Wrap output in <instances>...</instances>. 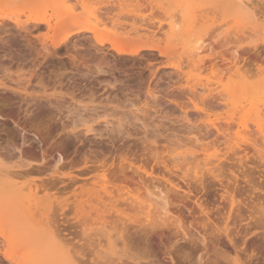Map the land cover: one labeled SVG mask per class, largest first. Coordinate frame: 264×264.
<instances>
[{
  "label": "rangeland",
  "instance_id": "obj_1",
  "mask_svg": "<svg viewBox=\"0 0 264 264\" xmlns=\"http://www.w3.org/2000/svg\"><path fill=\"white\" fill-rule=\"evenodd\" d=\"M61 1L0 0V176L4 169L22 173L21 178L10 179L17 188L14 195L0 177V203L10 207L9 214L0 217V264H61L59 253L63 259L64 254L69 256L74 264H225L222 255L231 253L223 244L227 240L211 228L203 229L202 220L206 219L196 201L203 194L200 201L206 202L211 220L222 227L223 214L231 210V205L221 198L220 181L228 186L237 206L228 221L233 232L248 224L250 210H264V148L258 146H264V138L256 132L255 125L257 110L264 113V0H242L245 10L236 0H84L88 12L97 11L106 24L100 28L98 40L89 31L92 25L83 6H78V19L67 20L58 8ZM118 1L123 7L118 6ZM189 11L193 27L187 26V30L189 22L182 14ZM17 14L22 16L20 26L13 20ZM173 14L181 24L178 33L185 32L182 37H174L169 31L167 18ZM31 18H50L51 28L44 22L28 21ZM161 27L164 30L156 38L143 35L157 28L158 32ZM189 30L198 37L208 34L206 40L212 47L211 54L203 57L206 63L196 64H202L200 69L189 67L183 57L191 37ZM232 35L235 39L238 35V39ZM226 36L237 44L230 43ZM234 51L240 55L243 80L228 79L229 62L224 60L231 58ZM179 63L183 71L175 68ZM218 75L228 77L223 79V88L233 102L229 106L218 91L212 95L200 91V82L213 81ZM187 79L191 80L189 85ZM233 115L236 121L230 131L224 129L226 137L210 127L211 121H218L226 128ZM263 116L259 118L262 123ZM241 121L250 133L247 130L244 138H237L241 130L237 123ZM90 127L94 129L89 133ZM185 142L193 147L183 149L180 144ZM202 145L211 146L209 149L216 146L209 153L216 154L213 162L219 159L215 165L203 167L205 170L201 167L198 178L205 187L194 174L191 177V172H183L179 166L173 168L174 162L182 164L187 155L188 159L194 155L202 162ZM61 156L60 165L54 166ZM144 174L149 181L154 177L156 186L161 183L164 187L172 178L184 190L188 187L181 177H187L193 197L188 199L180 195L182 190H177L172 197L170 194L168 209L181 214V226L194 238L199 239L198 231L206 233L204 243L197 240L198 244H194L189 237L184 238L178 225L150 227L146 219H141L145 216L135 211L139 210L136 203L129 204L137 195L140 200L148 198L139 180ZM104 179L113 183L108 184L113 199L106 198L105 204L102 200L93 202ZM147 187L153 191L149 183ZM30 190L38 192V204L33 209L24 200ZM96 210L101 213L96 214ZM111 214L112 219L108 217ZM100 215L105 217L109 231L99 229ZM44 230L50 233L49 240H44ZM98 231L102 234L95 236ZM261 233L258 229L255 235L242 240V234L237 239L240 249H245L240 257L244 256L246 264H264V249L259 248L264 246L259 241ZM252 240H258L254 247ZM50 249L55 254L60 252L54 255L48 253Z\"/></svg>",
  "mask_w": 264,
  "mask_h": 264
},
{
  "label": "bare ground",
  "instance_id": "obj_2",
  "mask_svg": "<svg viewBox=\"0 0 264 264\" xmlns=\"http://www.w3.org/2000/svg\"><path fill=\"white\" fill-rule=\"evenodd\" d=\"M234 1V0H233ZM114 2V1H113ZM112 2V3H113ZM236 2H237V4L239 3V5H241V7H242V9L244 8V5H242V0H236ZM235 4V3H234ZM79 5H82L83 6V8L86 10L84 13L85 14H87L88 13V20H89V22L91 23V27H90V29H89V31H91L93 34H94V36L96 37V39L98 40V38H99V30H100V28L102 27V26H104V25H106L105 23H104V20L102 19V16L101 15H98L99 13L97 12V11H92V12H88V10H87V6H86V4H85V1L84 0H62L61 1V4L59 5V10H62V12L64 13V16H65V19H78L80 16L78 15V14H76V12H77V10H78V6ZM236 5V4H235ZM118 6L119 7H123V5L122 4H120V1H118ZM232 7H234V5L232 6ZM246 7V6H245ZM80 8V7H79ZM109 8V7H108ZM118 8V7H117ZM102 9H103V7H102ZM105 9V8H104ZM116 9V8H115ZM182 9V8H181ZM246 8H244L243 10H245ZM109 10V9H108ZM110 12V11H109ZM108 12V13H109ZM182 12H184V11H182ZM111 13V12H110ZM109 13V14H110ZM113 13V12H112ZM83 14V13H82ZM84 14V15H85ZM107 14V13H106ZM103 15H105V14H103ZM176 15H179V14H176ZM182 15H184V17H185V19H186V21L185 22H189V23H187V25H186V27L187 26H192L193 27V16H192V12L191 11H189L187 14H186V12H185V14H182ZM11 17V16H10ZM12 18V17H11ZM86 18V17H85ZM107 18V17H106ZM176 18H178V16L176 17L174 14L173 15H170L169 16V18H167L168 20H169V23H168V27H169V31H170V33L172 34V36L174 35V37L176 36V37H180L181 36V34H185V32L184 33H178L179 32V29H181V24L179 23V22H177V20H176ZM50 19V18H49ZM48 18H46V19H44V20H38V19H29L28 21H30V20H33L36 24H38V23H41V22H44L49 28H51V23H52V19L51 20H49ZM84 19V18H83ZM134 19V18H133ZM13 20H14V22L18 25V26H20L22 23V16L21 15H13ZM135 21V20H134ZM179 21V20H178ZM255 21V20H254ZM86 22V21H85ZM181 22V21H180ZM207 22V21H206ZM34 23V24H35ZM137 23V22H136ZM189 24V25H188ZM199 24V23H198ZM147 25V24H146ZM23 26V25H22ZM25 26V25H24ZM24 26H23V28H24ZM225 25H223L222 27H224ZM227 26V25H226ZM109 27V26H108ZM200 27V26H199ZM19 28V27H18ZM25 28H26V26H25ZM164 28V27H163ZM162 27L160 28V30L158 31V32H156V30L158 29H154V30H152V31H144V36H149V37H152V38H156L157 37V35L160 33V32H163V29ZM182 28H184V27H182ZM197 28V27H196ZM195 28V29H196ZM188 29H190V28H188L187 27V30ZM211 29V28H210ZM217 29V28H216ZM191 30L193 31V29L191 28ZM192 31H190L189 30V34H188V37H189V35H191V37H189L188 38V42H187V44H186V50L184 51V55H183V57L184 58H186L185 59V62H187V64H188V66L190 67H197V65L199 64V62H202V61H204V64L206 63L205 62V58H203L205 55L207 56L210 52H211V49H212V47H211V45L207 42L208 40H206L207 38H206V36L208 35L207 33V35L205 36V37H203L202 35V37L201 36H194L195 34L192 32ZM207 31H209V29L207 30ZM244 31V30H243ZM137 32V34H141L140 33V31H136ZM191 32V33H190ZM203 35H204V33H203V31L201 32ZM243 33H245V31L243 32ZM246 33H247V31H246ZM200 34V33H199ZM221 34H223V33H221ZM248 34H249V31H248ZM247 34V35H248ZM142 35V36H143ZM166 35H167V33H166ZM180 35V36H179ZM220 35V34H219ZM226 35V34H225ZM230 35V34H229ZM250 36L249 37H251L252 35L251 34H249ZM143 36V37H144ZM162 36V35H161ZM234 35H232V37H233ZM237 36V37H236ZM235 37H236V39L235 40H237L238 39V35H236ZM182 37V36H181ZM225 37V36H224ZM226 37H228V39L229 40H231L230 38H231V36H230V38H229V36H226ZM205 38V39H204ZM210 38V37H209ZM216 38V37H215ZM223 38V37H222ZM243 38V37H242ZM252 38H254V37H252ZM174 39V38H173ZM181 40H182V38H180ZM179 39V40H180ZM227 39V40H228ZM244 39H246V38H243V40ZM180 40V41H181ZM211 39H209V41H210ZM247 40V39H246ZM183 41V40H182ZM241 41V40H240ZM101 42V44H103L104 42H102V41H100ZM173 41L171 40V43H172ZM230 43H232V40L231 41H229ZM228 42V43H229ZM238 42V41H237ZM244 42V41H243ZM233 43H235V41L233 40ZM232 43V44H233ZM235 44H237V43H235ZM250 44V43H249ZM57 45H59L58 43H57ZM229 45V44H228ZM217 46V45H216ZM234 47V46H233ZM217 48V47H216ZM215 49V48H214ZM236 50V49H235ZM241 50V49H240ZM210 51V52H209ZM233 51V50H232ZM239 51V50H238ZM244 51H246V50H244ZM119 52L120 53H125V52H129V51H120L119 50ZM212 52H215V51H212ZM216 52H217V50H216ZM135 53H139L138 51H136L135 50ZM226 53V52H225ZM234 53L236 54L237 53V51H234ZM234 53H233V55L232 56H230L231 58H228V57H226V58H228V60L226 59V60H224V59H222V60H224V61H228L229 63H226V70L228 71V73H229V78L226 76V77H224V78H228V79H230V77L231 78H241V80H243L242 79V75L240 74V72H241V69H240V67H239V65H240V55H238V54H236V55H234ZM211 54V53H210ZM222 55V54H221ZM228 55V54H227ZM239 57H238V56ZM186 56V57H185ZM223 56V55H222ZM182 57V58H183ZM216 57V56H215ZM218 57V56H217ZM220 57V56H219ZM225 58V57H224ZM242 58V57H241ZM203 59V60H202ZM224 61H222V63L224 62ZM182 62V61H181ZM217 63V62H216ZM221 63V62H220ZM184 64V63H183ZM197 64V65H196ZM215 65H218V64H215ZM223 65V64H222ZM185 66V65H184ZM187 66V67H188ZM200 67H197L198 69H200L201 68V66H202V64L201 65H199ZM175 68L176 69H180V71H183V67H182V64L181 63H179V64H177V65H175ZM185 68V67H184ZM194 68V69H195ZM220 78H219V77ZM217 77L216 76H214L215 77V79L213 80V81H209V82H206V83H203V82H196V83H199V88H201V93H209V94H213L214 92H217L218 91V94H219V97L222 99V101H225V105L226 106H229V105H231V104H233V102L232 103H230V101H229V99H230V95H229V93H225L226 94V96H225V94H224V85H223V82H224V78L222 77L221 78V76L222 75H218ZM247 77V76H246ZM235 78V79H236ZM244 78V77H243ZM250 78H251V76H250ZM250 78H248V79H250ZM224 79V80H223ZM234 79V80H235ZM252 79V78H251ZM188 80V79H187ZM193 80V79H192ZM5 81V80H4ZM188 81H190L189 83H188V85L191 83V80H188ZM202 81V80H201ZM6 83V82H5ZM7 84V83H6ZM19 84V83H18ZM4 85V84H3ZM195 87V86H194ZM196 88V87H195ZM220 88H222L223 89V91H220V90H222V89H220ZM18 89V88H17ZM21 90V89H20ZM220 91V92H219ZM240 91V90H239ZM264 91V90H263ZM196 92V91H195ZM224 95V96H223ZM215 98L217 97V96H214ZM218 97V98H219ZM209 98V97H208ZM219 98V99H220ZM242 98V97H241ZM219 99H217L216 98V100H219ZM220 99V100H221ZM214 100V99H213ZM243 99H241V101H242ZM261 101V100H260ZM259 105V104H258ZM222 107H223V105H222ZM240 107V106H239ZM262 107V106H261ZM256 110V109H255ZM258 112H257V114H258V119L261 117V115L263 116L264 115V113L262 112V111H260V109H258L257 110ZM261 112H262V114H261ZM206 114V113H205ZM208 115V114H207ZM235 115V114H234ZM231 116L230 118H229V121H228V126L226 127V128H223L222 126L223 125H220L219 123L220 122H212L211 121V125H210V127L212 126L217 132H225L226 133V131L225 130H228V131H230L231 130V128L233 127V125L235 124L234 122L236 121V118H235V116ZM253 116V115H252ZM251 116V117H252ZM250 117V118H251ZM264 117V116H263ZM208 119V118H207ZM257 119V122H256V127H257V130H256V132L258 131V133L259 134H261L262 135V138H264V123H262V120H260V119H262V118H260L259 120ZM216 121V120H215ZM256 121V120H255ZM243 121H241V122H239V123H237L238 124V126H239V128L241 129V130H239V132L237 133V138H239V137H245V132L249 129L248 128V126L247 125H245V124H243L242 123ZM245 123V122H244ZM252 126V125H251ZM243 128V129H242ZM94 129V128H93ZM93 129H91V127H90V129H88L87 128V132H91ZM225 129V130H224ZM215 131V132H216ZM89 132V133H90ZM224 132H223V135H221L222 137L223 136H225V134H224ZM248 133H250L249 132V130L247 131ZM228 134H229V132H228ZM253 134V133H252ZM218 135H220V134H218ZM256 134H254V136H255ZM258 136H260V135H258ZM219 137V136H218ZM226 137V136H225ZM248 137V136H247ZM261 137V136H260ZM228 138V137H227ZM248 138H250V137H248ZM233 140V139H232ZM240 140V139H239ZM262 140V139H261ZM264 140V139H263ZM183 142V141H182ZM224 142H226V141H224ZM238 142V141H237ZM240 142V141H239ZM191 143H193V142H191ZM222 143V142H221ZM226 143H228V142H226ZM225 143V144H226ZM231 143V142H230ZM248 144V143H247ZM257 144H260V143H257ZM256 144V145H257ZM183 145V146H182ZM189 145V144H188ZM187 145V143L185 142V144H180V146H182L183 147V149H184V146H186L185 148H187V147H189V146H192L191 144L188 146ZM195 145V144H194ZM197 145H199V144H197ZM251 145V144H250ZM262 145V146H261ZM261 145H258L259 147H263L264 148V146H263V144H261ZM177 146H178V144H177ZM179 146V147H180ZM205 145H202L201 146V149H202V151H203V156H204V158H203V160H202V162H203V164H202V162H199V159L200 158H198V157H195L194 155H192V159L190 160V159H188L187 158V152H186V157L184 156H182L183 158L182 159H184L183 160V162H182V164L180 163V161L178 162L177 160V157H174V159L173 160H176L177 162H174V165H173V163H172V165H173V168L174 167H176V166H179L180 167V169H183L182 171L184 172V170H186L187 172H191L190 173V175L191 174H194V177L195 178H197V182H199L202 186H204L203 184V181H202V178H198V176H199V174L201 173V169L203 168V167H207V166H209V165H212V164H214L215 165V163L214 162H216V160H214V162H213V158L212 157H214L215 158V156H216V154H210L209 153V151L211 150L212 151V149H213V147H216V146H212V149H209V148H206L207 146H209V145H207L206 147H204ZM228 146V145H227ZM239 146V145H238ZM254 146H255V143H254ZM176 147V146H175ZM182 147H180V148H182ZM193 147V146H192ZM194 147H197V146H194ZM249 147V146H248ZM251 147V146H250ZM171 149V148H170ZM198 149V148H197ZM225 149H227V148H225ZM246 150H247V148H245ZM238 150V149H237ZM259 150V149H258ZM169 151H171V150H169ZM226 151V150H225ZM260 151V150H259ZM221 152V151H220ZM223 152V151H222ZM222 152H221V154H222ZM233 152V151H232ZM172 153V152H171ZM182 153V152H181ZM236 153V152H235ZM237 153L238 154H240V152H238L237 151ZM243 153H244V151H243ZM185 154V153H184ZM226 155V154H228V153H226V152H224L223 153V155ZM233 154V153H232ZM168 155H170L169 153H168ZM167 155V156H168ZM218 155V154H217ZM222 155V156H223ZM229 155V154H228ZM235 155V154H234ZM237 155V154H236ZM171 156V155H170ZM181 156V155H180ZM194 156V157H193ZM219 156V155H218ZM221 156V157H222ZM172 157V156H171ZM170 157V158H171ZM190 157H191V155H190ZM226 157V156H225ZM234 157V156H233ZM179 158V157H178ZM181 158V157H180ZM220 158V157H219ZM231 158V157H230ZM263 158V157H262ZM165 159V158H164ZM169 159V158H168ZM232 159V158H231ZM219 160V159H218ZM217 160V161H218ZM228 160V159H227ZM1 161V160H0ZM62 161V156L59 158V160L57 161V163L56 164H54V166H57V164H59L60 162ZM166 161V160H165ZM201 161V160H200ZM230 161V160H229ZM237 161V160H236ZM236 161H234V162H236ZM225 162V161H224ZM223 162V163H224ZM231 162H233V159L231 160ZM238 162V161H237ZM244 163V162H243ZM243 163H242V165H243ZM250 163V162H249ZM159 164V163H158ZM157 164V165H158ZM164 164V163H163ZM221 164V163H220ZM246 164V163H245ZM20 165V164H19ZM22 165H24V164H22L21 163V167H25V165L24 166H22ZM27 165V164H26ZM60 165V164H59ZM58 165V166H59ZM160 165V164H159ZM171 165V164H170ZM218 165V164H217ZM15 166V165H14ZM28 166V165H27ZM51 166V165H50ZM53 166V167H54ZM169 166V165H168ZM191 166V167H190ZM241 166V165H240ZM6 167V166H5ZM17 167V166H16ZM19 167V166H18ZM52 166H51V169H55V168H53ZM130 167H132V166H130ZM188 167V168H187ZM202 167V168H201ZM229 167H230V165H229ZM13 169H15L14 167H12ZM133 168V167H132ZM165 168V167H164ZM171 168V167H170ZM185 168V169H184ZM187 168V169H186ZM217 168H220V166L219 167H217ZM217 168H216V170H217ZM222 168V167H221ZM226 168V167H225ZM11 169V168H10ZM20 169V168H19ZM177 169H178V167H177ZM211 169H215V168H211ZM243 169V168H242ZM247 169V168H246ZM2 170H3V168H2ZM8 171H5V169H4V172L2 173V175L0 176V177H2L3 178V181H4V184H5V186H6V188H7V190L9 191V193H11L12 195H14L15 194V191L17 190V188L15 187V185L14 184H12L11 183V180L12 179H15V178H21V177H19V176H22V173L21 174H19V172H18V174L16 173V172H12L11 170H9V169H7ZM163 170V169H162ZM166 170V169H165ZM172 170V169H171ZM203 170H205L204 168H203ZM240 170V169H239ZM28 171V170H27ZM169 171V170H168ZM179 171H181V170H179ZM206 171H207V169H206ZM206 171H204V174H206L205 172ZM211 171V170H210ZM221 171V170H220ZM245 171V170H244ZM1 172V171H0ZM29 172V171H28ZM163 172V171H162ZM165 172V171H164ZM170 172V171H169ZM168 172V174H170ZM172 172H174V173H176L175 171H172ZM178 172V171H177ZM208 172V171H207ZM214 172H217V171H215L214 170ZM246 172V171H245ZM25 173H27L26 171H25ZM151 173H152V171H151ZM155 173V172H154ZM161 173V172H160ZM180 173V172H179ZM213 173V172H212ZM28 174V173H27ZM162 174V173H161ZM167 174V173H166ZM172 174V173H171ZM184 174H186V175H188L187 173H184ZM208 174V173H207ZM217 174V173H216ZM218 174H221L219 171H218ZM217 174V175H218ZM223 174V173H222ZM222 174H221V176H222ZM154 175H156V174H154ZM179 176L181 175V174H178ZM150 176V175H149ZM158 176H160V175H158ZM209 176H210V174H209ZM231 176V175H230ZM230 176H226V177H230ZM246 176H247V174H246ZM143 177H146L145 176V174L139 179L140 180V182H138V183H140V184H142V185H145V187H146V190H147V193H148V198L146 199V200H140V198L138 197V195H137V197H136V199H132L131 201H129V202H131V204H129L130 206L131 205H133V204H135L136 203V208H138L139 210H135V211H139V213L140 214H142V215H144L145 217H143V218H141L142 220L143 219H146V221L147 222H149L150 223V227L151 226H153L154 227V225L157 227V226H160V227H170V224H173V225H178L179 226V228L180 229H182V231H183V233H184V235H183V237L185 238V237H189L190 238V240H192L193 241V243L194 244H196L197 243V240L198 241H200V242H205L206 240H207V237H206V233H201V232H199L198 231V233H197V235L199 234L200 235V237H199V239L197 238V236H196V238H194L195 236H194V234H192L191 232L189 233V232H187L186 230H184L183 229V226H181V222H182V220H181V218L179 217V215L181 216V214H176V213H172V211L171 210H169L168 209V205L170 204V194H171V197H172V193L173 194H175L176 192H177V190L179 191V190H182L184 193H181L180 195H182V194H185L186 196H184V197H186V198H188L189 199V197H190V195L191 194H193V191L191 190V188H190V181L188 182L187 180H186V176L185 175H183V177H181V179L183 180V183H186V186L188 187V189L187 190H184L182 187H180V184H175L170 178L169 179H167L166 180V183H164V184H167L166 186H164V187H162V184L160 183L159 185H161V187H159V185L158 186H156L155 185V183H157V182H153L154 181V177L153 178H150V177H147V178H150V181H149V179H146V178H143ZM152 177V176H151ZM165 177V176H164ZM191 177L192 178H194L192 175H191ZM205 177V176H204ZM211 177V176H210ZM218 177H220V175H218ZM224 177V176H223ZM235 177V178H234ZM232 179L233 180H235L236 181V183H238V179H237V176H234ZM105 178V177H104ZM160 178V177H159ZM166 178V177H165ZM164 178V179H165ZM188 178H189V176H188ZM212 178V177H211ZM217 178V177H216ZM11 179V180H10ZM190 179V178H189ZM72 180V179H71ZM124 180V179H123ZM123 180H122V182H123ZM161 180V179H160ZM171 180V181H170ZM196 180V179H195ZM215 180V179H214ZM75 181H77V180H75ZM114 181H115V179H114ZM116 181H118V179H116ZM120 181V180H119ZM157 181V180H156ZM163 181V180H162ZM235 181H233V182H235ZM71 182V181H70ZM121 182V183H122ZM196 182V183H197ZM221 182V188H223V194L221 195V198H222V200L224 201H229L230 202V205H231V207H230V209L231 210H227L224 214H223V219H222V227L219 225V224H216L213 220H211V214H210V211L208 210L209 209V207H207V204H206V202L204 203V201H200V200H202L201 199V196H203V194L200 196V199L199 200H197L196 201V203H197V205H198V208H199V212L203 215V219H204V217H205V219L206 220H202V222L203 221H205V223L203 222V229H205L206 230V228H211L212 230H213V232L216 234H218V237H224V238H226V240H227V243L226 242H224L223 244H225L224 245V247L225 248H227V250H229V252L231 251V253L232 252H235V256H234V254H233V256L231 255V253H226L225 251H224V253H226V254H223L222 256H223V261H225V264H246L245 262H243V260H242V258L244 257V256H242V258L240 257V252H241V254L244 252V254H245V249H244V251L243 250H241L240 248V246H239V244L240 243H238V240H240V239H238V237L239 236H241L242 234H244V235H242L243 236V238H242V240H244V238L246 239L247 237H249L250 235H252V234H254V233H256L257 232V230L259 229V230H262V233H261V239L259 240L260 241V243L262 242V244L264 245V210H250V215H249V218H248V220H249V222H248V224H246L244 227L242 226H240L241 227V229H238V228H236L235 229V232H233L231 229H230V224H229V220L233 217L232 215H233V212H235L236 211V207L237 206H234L235 205V199H234V197H233V194L229 191V188H228V186H225L223 183H222V181H220ZM99 183V182H98ZM148 183H149V186H153L154 188H153V191H151L148 187H147V185H148ZM236 183H234L235 185H236ZM100 188L102 189L101 191L99 190L98 191V196L96 195V193L94 194L97 198L96 199H92V201L94 200H99V201H101L102 200V203H104L105 204V202H106V198H109L110 200L111 199H113L112 197H113V192H111L110 190H111V187H109V185L108 184H113V183H108V181L106 180V179H104L103 181H101L100 182ZM151 184V185H150ZM163 184V185H164ZM194 184V183H193ZM199 184V185H200ZM206 184V183H205ZM231 184V183H230ZM114 185H115V183H114ZM114 185H112V188H113V186ZM197 185V184H196ZM233 185V184H232ZM239 185V184H238ZM127 186V185H126ZM129 186V185H128ZM182 186V185H181ZM185 186V185H184ZM109 187V188H108ZM125 187V186H124ZM123 187V188H124ZM205 187V186H204ZM207 187V186H206ZM27 188V187H26ZM162 188V189H161ZM197 188V187H196ZM196 188H195V191H196ZM99 189V188H98ZM110 189V190H109ZM203 189V188H202ZM20 190V189H19ZM26 190H28V189H26ZM32 190H34V188L32 189ZM32 190H30L29 192H28V195L26 196V198L24 199L25 200V203H26V205H27V207L28 208H34L38 203H37V200H38V198H37V196H38V192H36V193H32ZM155 190H158V191H155ZM198 190V189H197ZM200 190V189H199ZM22 191V190H21ZM37 191H38V189H37ZM121 191V190H120ZM201 191V190H200ZM180 192V191H179ZM202 192V191H201ZM200 192V193H201ZM178 193V192H177ZM200 193H199V195H200ZM104 194V195H103ZM121 194V193H120ZM126 194V193H125ZM124 194V195H125ZM196 194H198V193H196ZM195 194V195H196ZM105 196V197H102V196ZM122 195V194H121ZM127 195H129V194H127ZM79 196V195H78ZM77 196V197H78ZM81 196V195H80ZM79 196V197H80ZM86 196V194L84 195V197ZM118 196V195H117ZM131 196V195H130ZM129 196V197H130ZM191 197H193L192 195H191ZM190 197V198H191ZM195 197V196H194ZM181 198V197H180ZM185 198V199H186ZM198 198V197H197ZM79 199V198H78ZM127 199V198H126ZM129 199V198H128ZM130 199H131V197H130ZM195 199V198H194ZM104 200V201H103ZM93 201V202H94ZM127 201V200H126ZM92 202V203H93ZM120 202H121V200H120ZM128 202V201H127ZM126 202V203H127ZM128 202V203H129ZM42 203H44L43 201H42ZM88 203H90L89 201H88ZM102 203H100L99 205H100V207L102 208L103 206H101L102 205ZM6 203H0V217H2V216H5L6 214H9V212H10V207H9V205H5ZM103 204V205H104ZM107 204V203H106ZM120 204V203H119ZM119 204H117V205H119ZM55 205V204H54ZM121 205H123V204H121ZM124 205H125V203H124ZM85 206V205H84ZM113 206V205H112ZM128 206V205H127ZM239 206V205H238ZM71 207H72V205H71ZM88 207V206H87ZM121 207V206H120ZM233 207L235 208L234 210H233ZM241 207V206H240ZM240 207H238V208H240ZM101 208H100V210H101ZM114 208H116V205L114 206ZM136 208H134V209H136ZM238 208H237V212H238ZM74 209V208H73ZM88 209V208H87ZM99 209V208H98ZM228 209V208H227ZM42 210V209H41ZM100 210L99 211H95V213L96 214H98L99 215V213H101V212H103L102 210H101V212H100ZM105 211V210H104ZM108 211L109 210H106V212L108 213ZM110 211H112V210H110ZM115 211V210H114ZM239 211H241V210H239ZM104 213L105 215L107 214V213ZM113 213V212H112ZM190 213V212H189ZM240 213V212H239ZM238 213V214H239ZM103 214V213H102ZM103 214V215H104ZM109 214V213H108ZM241 214V213H240ZM239 214V215H240ZM103 215H100L99 216V223H97V224H99L100 226H101V228H99V229H101V230H104V229H106V226H105V223H107L106 222V219H105V215L103 216ZM112 215L113 214H111L110 216H108V217H110L111 219H112ZM120 215V214H119ZM238 215V218L240 217ZM121 216V215H120ZM130 216V215H129ZM133 216V215H132ZM172 216H176V217H172ZM108 217H106V218H108ZM116 216H113V218H115ZM122 217V216H121ZM200 217H201V215H200ZM109 218V219H110ZM91 219V218H90ZM119 220V218H116L115 220ZM123 220H125V221H127L128 219H124V218H122ZM88 220V219H87ZM108 220V219H107ZM121 220V219H120ZM135 220V219H134ZM136 220H137V218H136ZM241 221H244V220H242V219H240ZM89 221V220H88ZM112 221V220H111ZM124 221V222H125ZM139 221V220H138ZM137 221V222H138ZM90 222V221H89ZM114 222H116V221H114ZM119 222H121V221H119ZM144 222V221H143ZM112 223V222H111ZM118 223V221L115 223V224H117ZM141 223V222H140ZM96 224V225H97ZM134 224V223H133ZM138 224H139V222H138ZM152 224V225H151ZM95 225V224H94ZM219 225V226H218ZM118 226V225H117ZM108 227V226H107ZM111 227H113V226H110V228ZM147 227V226H146ZM109 228V227H108ZM127 228V227H126ZM147 228H149V227H147ZM242 228L244 229V231H242ZM95 229H97L98 230V228H96L95 227ZM123 229V228H122ZM151 229V228H150ZM2 230V229H1ZM101 230H99V231H101ZM106 230H108V229H106ZM106 230H104V232L106 231ZM196 230V229H195ZM205 230H204V232H205ZM94 231H96V230H94ZM99 231H98V233H96L95 234V236H97V234H102V232L101 233H99ZM109 231V230H108ZM115 232H117V231H115ZM207 232V231H206ZM242 232H244V233H242ZM44 233H46V234H44V235H46V236H44V240L46 241L47 239H48V235H50V233L47 231V230H44ZM242 233V234H241ZM208 234V233H207ZM260 234V233H259ZM117 235H118V233H117ZM255 235V234H254ZM257 235H258V233H257ZM53 236V235H52ZM108 236H110L111 237V235H108ZM54 237V236H53ZM57 237V236H56ZM112 238V237H111ZM220 238H218L219 240H222V239H220ZM241 238V237H240ZM50 239V238H49ZM48 239V240H49ZM54 239H56V241H58L57 240V238H55L54 237ZM113 239V238H112ZM238 239V240H237ZM253 239V238H252ZM255 239H258L257 237L256 238H254V240ZM241 240V241H242ZM112 241V240H111ZM240 241V242H241ZM253 241V240H252ZM50 242V241H49ZM244 242V241H243ZM258 242V240L256 241V242H254L253 241V245H252V247H254V245L256 244ZM53 243V242H52ZM57 243H59V242H57ZM242 243V242H241ZM114 244V243H113ZM193 244V245H194ZM198 244V243H197ZM262 244H260V245H262ZM60 245V244H59ZM109 245V244H108ZM241 246H243L242 244H241ZM115 247H116V245H115ZM256 247V246H255ZM264 247V246H263ZM261 248V247H259L261 250L262 249H264V248ZM51 249H53V248H51ZM50 249V251H52V252H48V253H53L54 251L53 250H51ZM255 249V248H254ZM122 250V249H121ZM226 250V249H225ZM226 250V251H227ZM58 252H60V250L59 251H57V253L56 254H58ZM122 252V251H121ZM120 252V253H121ZM217 252V251H216ZM216 252H215V254H216ZM246 252H248V250H246ZM250 252V251H249ZM248 252V253H249ZM253 252V251H252ZM263 252V251H262ZM248 253H246V255H248ZM54 255H56L55 254V252L53 253ZM69 254V253H68ZM131 254V253H130ZM129 254V255H130ZM250 254V253H249ZM59 256V261H60V259L62 260L60 263L61 264H74V262L72 261V259L69 257V256H67L66 254H64V256H65V258L66 259H63V257L60 255V253L58 254ZM118 255H119V253H118ZM126 255V254H125ZM219 256H221L220 254H219ZM221 256V257H222ZM249 256V255H248ZM247 256V257H248ZM262 256V255H261ZM126 257V256H125ZM134 257V256H133ZM251 256H249V258H250ZM15 258V257H14ZM129 258V257H128ZM127 258V259H128ZM132 259V258H131ZM247 259V258H246ZM252 259V258H251ZM107 260V259H106ZM122 260V259H121ZM220 260V259H219ZM12 261V260H11ZM140 261V260H139ZM138 261V262H139ZM137 262V263H138ZM206 262V261H205ZM204 262V263H205ZM217 262V261H216ZM216 262H215V264H216ZM221 262V261H220ZM249 262V261H248ZM108 263H110V262H108ZM207 263V262H206ZM210 263V262H209ZM218 264H220L219 262H217ZM78 264V263H77ZM103 264V263H102ZM222 264V263H221ZM249 264V263H248Z\"/></svg>",
  "mask_w": 264,
  "mask_h": 264
}]
</instances>
